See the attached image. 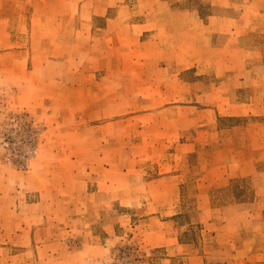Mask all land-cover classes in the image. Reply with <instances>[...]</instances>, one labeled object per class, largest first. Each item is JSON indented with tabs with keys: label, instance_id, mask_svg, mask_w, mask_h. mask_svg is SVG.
<instances>
[{
	"label": "rangeland",
	"instance_id": "374dc122",
	"mask_svg": "<svg viewBox=\"0 0 264 264\" xmlns=\"http://www.w3.org/2000/svg\"><path fill=\"white\" fill-rule=\"evenodd\" d=\"M222 1L0 0V160L11 171L29 173L32 182H38L37 187L44 183L43 197H58V202L74 210L46 212L53 220H44L47 227L40 237L42 264H70V248L77 253L86 248L90 264H140L142 260L146 264L227 263V251L220 248V238L215 244L210 242L211 232L237 213L229 204L237 197L250 196V181L238 179L231 190L212 193L210 201L221 209L206 210V200L196 195L194 177L200 166L196 160L210 146L200 145L182 165L188 169L182 188V211L172 220L184 227L177 238L187 245L185 250L144 251L139 236L146 217L119 201L109 203L114 188L129 195L142 178L154 172L157 165L146 158L158 159L163 151H175L172 146L154 148L147 155L141 144L165 140L175 145L184 139L179 129H188L197 117L190 110L167 109L183 88L173 80L162 83L166 74L139 63L141 58V63L145 61L143 53L152 57L156 49L139 48L138 41L132 39L131 24L149 20L150 25L158 24L164 32L184 27L185 36L180 38L194 45L186 50L188 56H193L189 57L191 61L199 60V56L211 57L214 53L209 55L206 46L217 45L220 51L215 58L250 63L242 72L244 84H239L238 98L250 100L256 115L264 104V1ZM190 12L206 22L211 16L220 19L203 28ZM242 15L246 18L236 26L238 31L247 32L245 36H236L232 44H227L226 34H214L217 27L225 31L227 18ZM113 18L116 21L107 24ZM114 31L120 34L117 42L109 36ZM175 38L170 35L166 45H175ZM238 47L246 52L237 51ZM199 71L210 68L200 67ZM181 77L196 78L193 70ZM202 77L208 79L207 75ZM153 79L159 83L154 84ZM160 90L167 91L165 97L147 98ZM102 91L108 98V114L103 116L98 114ZM182 101L178 104H186L189 99ZM147 113L150 115H143ZM262 121L264 116H224L217 123L229 130ZM103 124L107 126L108 143L106 159L100 160L99 126ZM86 141L92 143V148L84 147ZM100 187L104 196L94 195ZM38 193L28 192L26 202H34ZM88 194L89 199L85 196ZM83 221L96 222L87 238L78 234ZM71 225L77 234L70 232ZM220 251L223 254L219 255ZM201 255L208 259L195 261V256ZM219 256L223 260L217 259ZM18 262L12 260V264Z\"/></svg>",
	"mask_w": 264,
	"mask_h": 264
},
{
	"label": "crops",
	"instance_id": "0c3cea01",
	"mask_svg": "<svg viewBox=\"0 0 264 264\" xmlns=\"http://www.w3.org/2000/svg\"><path fill=\"white\" fill-rule=\"evenodd\" d=\"M215 1L216 3L223 2L222 0ZM231 1L233 0H228V2ZM248 3H252V0H249ZM190 16H194V20L201 21L203 28L211 26L220 19V17L211 16L206 22L196 12H190ZM234 17L227 18L225 31H221L218 27L213 30L216 35L226 34L228 36L227 44H232L236 36L247 34V32L238 31L236 26L246 16ZM116 19H108L107 24L115 22ZM129 30L133 32L132 39L138 41L139 48L154 47L156 49L152 57L143 53L146 57L145 61L141 63L140 61L143 59L141 58L139 63L166 74L163 75L162 83H169L173 80L183 88V91H179L177 95L178 99L172 101L173 106L167 109L190 110L197 117L192 120L193 124L188 129H179L180 135L184 139L175 145H170L165 140L141 144V148H146L147 155L152 154L151 149L154 148L161 149L172 146L175 151L172 154L163 151L162 156L158 159H155L154 156L150 159L146 158L150 163L157 165L156 171L154 169L152 174L149 173L146 178H142V182L129 195H124L122 189L114 188L110 191L109 203L119 201L134 209L141 217H146L142 234L139 236L140 245L144 251L157 248L167 251L176 250L177 252L185 250L187 245L181 243L177 238L184 227L172 220L182 211V188L187 182L184 180L185 171H188L187 167L184 166L183 169L182 165L188 163V155L195 153L200 145L210 146L211 149H208L203 157L196 160L200 166L194 177L196 195L200 196L202 200H206V210L209 212L220 211L221 208L216 207L210 201L209 195L214 192L231 190L235 180L247 178L251 188L248 198L240 196L229 204V207L234 208L237 213L223 222V226L212 230L210 242L215 244L216 238H220L218 241L221 244L220 248L227 251L226 264H264V122L262 121L258 125L247 122L232 126L229 130L221 129L217 123L224 116L228 118H245L250 115L264 116V104H261L260 111L256 115L250 100L240 101L238 98V89L241 84H244L242 72L249 67L250 63L244 60H237L235 63L234 58L226 57L224 60L215 58L220 51V47L217 45L206 46L205 51L209 55L214 53L211 57L199 56V60L191 61L189 57L193 56H188L186 50L192 49L194 45L189 46L192 43L188 42V39L180 38L185 36V32L183 34L184 27H179L178 31L167 29L164 32L163 27L158 24L150 25L148 20L144 23L131 24ZM172 34H174V38L178 37V40L175 38V45L167 46L168 38ZM109 36H112L111 39H114L115 42L120 39V34L115 31L109 33ZM107 41L109 40L107 39ZM115 44L114 47L117 48L119 45ZM237 51L246 52L239 47ZM200 67L210 68V71H204V73L199 71ZM190 70H193L196 78L194 80L183 79L181 76ZM202 75H207L208 79L203 78ZM153 82L154 84L159 83L155 79ZM166 92V90L155 91V95H150L147 98H163ZM107 99L106 92L99 93V115L108 114ZM187 99H189L188 103L178 104ZM143 115H150V113ZM106 129V124L99 126L98 149L100 150L97 158L100 160L106 159L108 143ZM225 131H227L226 135H224ZM84 147L92 148V143L86 141ZM176 165L181 166L177 167ZM88 175L90 176V174ZM32 181L33 178L29 173L22 174L11 171L0 160V264H12V260H18V264H28V262L42 264L44 257L40 237L44 233V228L47 227L44 220H53L52 216L46 215V212L72 210L68 204L64 205L63 201L58 202V197H55V200L48 194L43 197L44 183L37 187L38 182ZM84 185L87 188V183ZM112 188L110 186V189ZM34 191L39 192L38 198L34 202H26L28 192ZM102 194H104V189L100 187L94 195L104 196ZM85 196L89 199L91 195ZM101 202L106 203V200ZM100 209L103 208L100 206ZM95 223L86 224L84 222L83 225H80V229L78 225L80 237L87 238L91 226ZM70 227L72 228H70V232L77 234L75 226L71 225ZM215 230H218V233L214 234ZM211 247L213 249V246ZM85 251L86 248L77 253L70 248V264H85V260L90 264L87 257L89 253ZM220 254L223 252L220 251ZM199 258L208 259L201 255L195 256V261H198ZM217 259L222 258L219 256ZM237 259L241 262H232ZM145 261L142 260L140 264H146Z\"/></svg>",
	"mask_w": 264,
	"mask_h": 264
}]
</instances>
